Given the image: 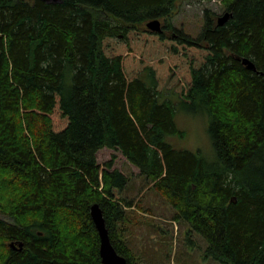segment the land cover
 Segmentation results:
<instances>
[{"label": "trees", "instance_id": "obj_1", "mask_svg": "<svg viewBox=\"0 0 264 264\" xmlns=\"http://www.w3.org/2000/svg\"><path fill=\"white\" fill-rule=\"evenodd\" d=\"M188 1L232 18L205 10L194 38L172 23ZM184 112L206 116L212 162L171 142ZM120 160L208 257L264 264V0H0V264H102L94 204L141 264L118 239Z\"/></svg>", "mask_w": 264, "mask_h": 264}, {"label": "rangeland", "instance_id": "obj_2", "mask_svg": "<svg viewBox=\"0 0 264 264\" xmlns=\"http://www.w3.org/2000/svg\"><path fill=\"white\" fill-rule=\"evenodd\" d=\"M205 10L212 11L217 18L225 14L220 2L188 1L177 9L172 21L174 28L196 38L204 27ZM179 124L187 137L185 140L171 139V142L177 147L200 152L207 161L212 162L214 155L206 116L184 112L179 116ZM108 157V154L101 156L100 163L104 164ZM118 166L129 178L122 196L134 202V207L126 210L125 223L118 228V239L130 249L139 263L220 264L207 256V241L191 231L185 221L174 219L172 206L138 170L125 160H120Z\"/></svg>", "mask_w": 264, "mask_h": 264}, {"label": "water", "instance_id": "obj_3", "mask_svg": "<svg viewBox=\"0 0 264 264\" xmlns=\"http://www.w3.org/2000/svg\"><path fill=\"white\" fill-rule=\"evenodd\" d=\"M232 18V14L225 13L223 16L217 18V23L219 26H223ZM147 29L152 32H161V22L159 20H153L147 24ZM244 65L251 71H256L255 66L248 59L243 60ZM90 217L97 230L100 239V249L99 254L102 264H126L127 261L124 257L120 256L115 247L112 244L109 230L106 226V220L104 217V212L98 204H94L90 208ZM19 248H23V244L20 243ZM12 249L17 247L14 244H10Z\"/></svg>", "mask_w": 264, "mask_h": 264}]
</instances>
